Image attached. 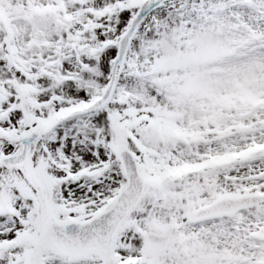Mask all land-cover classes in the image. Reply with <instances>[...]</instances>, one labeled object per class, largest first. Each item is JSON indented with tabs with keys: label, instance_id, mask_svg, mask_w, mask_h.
<instances>
[{
	"label": "snow or ice",
	"instance_id": "1",
	"mask_svg": "<svg viewBox=\"0 0 264 264\" xmlns=\"http://www.w3.org/2000/svg\"><path fill=\"white\" fill-rule=\"evenodd\" d=\"M0 264H264V0H0Z\"/></svg>",
	"mask_w": 264,
	"mask_h": 264
}]
</instances>
